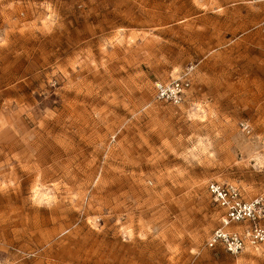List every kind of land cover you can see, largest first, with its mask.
<instances>
[{
	"label": "rangeland",
	"instance_id": "1",
	"mask_svg": "<svg viewBox=\"0 0 264 264\" xmlns=\"http://www.w3.org/2000/svg\"><path fill=\"white\" fill-rule=\"evenodd\" d=\"M211 182L264 195L262 5L0 0V264H264Z\"/></svg>",
	"mask_w": 264,
	"mask_h": 264
},
{
	"label": "built area",
	"instance_id": "2",
	"mask_svg": "<svg viewBox=\"0 0 264 264\" xmlns=\"http://www.w3.org/2000/svg\"><path fill=\"white\" fill-rule=\"evenodd\" d=\"M249 2L264 7V0ZM188 75L186 73L182 78L169 82H156V100L181 106L191 87ZM207 190L215 204L223 210V215L220 226L210 235L206 246L210 250L222 249L237 261L247 251L257 252L264 245V195L248 199L237 186L218 182L209 183Z\"/></svg>",
	"mask_w": 264,
	"mask_h": 264
}]
</instances>
